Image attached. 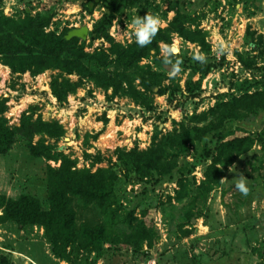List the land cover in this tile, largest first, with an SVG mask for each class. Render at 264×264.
Wrapping results in <instances>:
<instances>
[{
	"label": "rangeland",
	"instance_id": "obj_1",
	"mask_svg": "<svg viewBox=\"0 0 264 264\" xmlns=\"http://www.w3.org/2000/svg\"><path fill=\"white\" fill-rule=\"evenodd\" d=\"M88 0H0L8 16L42 14L47 31L66 35L89 26L77 38L84 58L96 71L123 70L114 44L135 43L132 19L155 14L160 26L149 55L139 59L157 80L141 97L99 86L72 74L78 88L64 99L51 82L59 71L13 72L0 60V110L12 127L27 116L58 121L60 138L47 139L55 151L70 155L79 168L111 167L119 175L116 196L143 219L149 236L135 244H105L101 251L81 252L74 263L56 258L38 225L20 228L0 223V260L12 264H264V0H125L113 7L108 27L93 31L107 10ZM200 29L210 50L169 30L176 16ZM175 42L178 52L165 59L162 49ZM256 46V47H255ZM106 60L99 61L100 52ZM203 55L204 61L193 59ZM177 61H179L177 65ZM179 72L170 76L171 67ZM128 70L127 72H132ZM250 96V106L246 98ZM41 135L18 132L11 149L0 154V194L29 193L47 207L46 168L60 161L35 157L29 146ZM244 138L231 161L224 143ZM164 154L171 169L146 174L130 169L124 156ZM231 161V162H230ZM243 175L247 195L235 189ZM0 208V214L3 212ZM80 221L97 220L96 209H79ZM1 264V263H0Z\"/></svg>",
	"mask_w": 264,
	"mask_h": 264
},
{
	"label": "trees",
	"instance_id": "obj_2",
	"mask_svg": "<svg viewBox=\"0 0 264 264\" xmlns=\"http://www.w3.org/2000/svg\"><path fill=\"white\" fill-rule=\"evenodd\" d=\"M125 0H88L87 9L92 12L98 4L107 6V10L93 32L108 27L112 19L113 6ZM184 16H176L169 26L187 40L197 42L202 49L210 50L206 36L200 29L186 26ZM47 20L42 14L32 16H8L0 11V60L9 65L13 72L29 71L39 74L48 69H57L60 74L55 76L51 87L58 99L66 98L78 88V82L70 75L78 74L88 77L99 86L113 88L117 92L141 97L142 92L134 84L140 79L142 88L155 82L158 73L147 71L139 63V59L149 55L150 43L139 47L136 43L127 47L120 43L114 44L113 52L118 54L123 70L115 73L96 71L86 65L84 58L94 57L85 53L83 46L78 45L77 38L67 39L66 35H58L47 31ZM256 47V46H255ZM99 61L106 60L105 52H100ZM133 70L132 72H127ZM250 106L252 99L246 98ZM18 132L24 135H41V138L29 146L35 157L60 161L58 166L51 164L46 168L47 207L36 196L24 193L17 198L0 194V223L16 222L20 228L32 225L41 226L44 235L51 244L52 253L56 258L73 261L83 252L101 251L105 244H135L149 236L146 222L133 211L125 210L116 196L118 173L111 167H100L95 171L77 167L70 155L55 151L47 139L60 138L65 130L58 121L32 120L25 116L20 126L12 127L0 110V154L8 152ZM244 138L224 143L222 153L216 162L221 161L223 154L232 161L236 157V149L243 144ZM128 174L130 165L142 174L157 170L161 174L171 169V161L165 155L137 156L125 155ZM230 161V162H231ZM94 208L99 216L97 220L89 218L80 221L79 209ZM1 264H12L10 259L2 256Z\"/></svg>",
	"mask_w": 264,
	"mask_h": 264
},
{
	"label": "clouds",
	"instance_id": "obj_3",
	"mask_svg": "<svg viewBox=\"0 0 264 264\" xmlns=\"http://www.w3.org/2000/svg\"><path fill=\"white\" fill-rule=\"evenodd\" d=\"M131 23L133 25V35L135 37L136 45L139 47H144L145 45L151 43L152 38L158 31L161 21L159 16L147 13L143 17L137 16L133 18ZM162 51L164 53L165 59H167L168 57L175 55L178 52V48L176 47L175 42H173L170 45H166ZM193 59L200 62L204 61L203 55H193ZM176 63L178 65L179 61ZM178 72L179 68L176 65H173L169 75L175 76ZM235 180V189L238 190L242 195H247L248 188L246 186V178L243 175H240L235 178Z\"/></svg>",
	"mask_w": 264,
	"mask_h": 264
},
{
	"label": "water",
	"instance_id": "obj_4",
	"mask_svg": "<svg viewBox=\"0 0 264 264\" xmlns=\"http://www.w3.org/2000/svg\"><path fill=\"white\" fill-rule=\"evenodd\" d=\"M88 33H89V26L83 25L81 27L70 30L66 34V38L71 39L72 37H80L82 39H86L88 36Z\"/></svg>",
	"mask_w": 264,
	"mask_h": 264
},
{
	"label": "built area",
	"instance_id": "obj_5",
	"mask_svg": "<svg viewBox=\"0 0 264 264\" xmlns=\"http://www.w3.org/2000/svg\"><path fill=\"white\" fill-rule=\"evenodd\" d=\"M147 264H157L156 259L153 258L152 260H149Z\"/></svg>",
	"mask_w": 264,
	"mask_h": 264
}]
</instances>
